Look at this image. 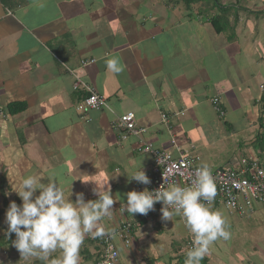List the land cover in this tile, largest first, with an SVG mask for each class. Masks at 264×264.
Here are the masks:
<instances>
[{
    "label": "crops",
    "instance_id": "obj_1",
    "mask_svg": "<svg viewBox=\"0 0 264 264\" xmlns=\"http://www.w3.org/2000/svg\"><path fill=\"white\" fill-rule=\"evenodd\" d=\"M109 59L123 71H108ZM82 60L96 62L83 68ZM75 72L107 109L78 111L89 94L74 90ZM212 97L221 99L225 118L214 112ZM12 105L25 109L11 114ZM129 112L146 132L122 141L115 123ZM161 113L173 116L172 134ZM172 137L178 147L199 146L214 169H235L244 157L264 165V0H0V208L22 204L13 190L29 175L39 182L35 195L54 180L72 202L77 193L85 202L98 199L93 188L105 184L113 211L100 221L103 237L84 236L79 264H96L103 240L133 219L138 227L131 245H120L118 264H185L162 212L144 220L123 206L127 192L149 189L128 178L142 168L150 178L146 144L175 154ZM224 142L234 146L225 157ZM228 213L226 228L236 234L242 227L241 247L225 250L218 239L201 264H264V220L255 218L264 217V204L252 217ZM238 252L243 259L233 261ZM7 255L8 264L54 260L23 259L13 246Z\"/></svg>",
    "mask_w": 264,
    "mask_h": 264
},
{
    "label": "clouds",
    "instance_id": "obj_2",
    "mask_svg": "<svg viewBox=\"0 0 264 264\" xmlns=\"http://www.w3.org/2000/svg\"><path fill=\"white\" fill-rule=\"evenodd\" d=\"M106 68L113 74L123 71L117 59L107 60ZM128 178L129 182L151 183L143 168L132 172ZM38 184L37 178L29 175L22 179L18 189L13 190L22 204L10 202L5 213V235L15 234L12 245L23 259L46 260L59 249L60 255L52 264H79L84 236L105 235L100 221L111 215L115 203L110 187L104 190V184L93 188V193L98 196L96 200L85 202L84 194L77 193L72 202L65 201L62 188L54 180L41 186L39 195H35ZM215 196L216 186L210 167L203 163L195 170L190 186L165 188L161 185L152 191H129L123 206L132 216L147 215L157 202H161L162 220L172 221L175 216H180L192 236V247L187 252L185 264H201L213 242L230 238L222 213L210 207Z\"/></svg>",
    "mask_w": 264,
    "mask_h": 264
},
{
    "label": "built area",
    "instance_id": "obj_3",
    "mask_svg": "<svg viewBox=\"0 0 264 264\" xmlns=\"http://www.w3.org/2000/svg\"><path fill=\"white\" fill-rule=\"evenodd\" d=\"M95 62V60H82L81 66L85 68ZM74 75V90L89 94L88 97L79 102L78 111L87 114L91 111L107 109V101L96 94L93 86L83 81L76 72ZM210 102L214 112L221 118H225L226 112L222 108L221 99L212 97ZM172 122L173 116L168 113H161V124L170 134H172ZM115 124L116 128L120 130L122 141L134 136L141 137L146 132V129L140 125L137 115L133 112L122 115ZM171 144L176 148L175 154L155 148L150 143L145 146V151L148 149L147 152L151 156L149 191L158 189L161 185L165 188L171 185L190 186L195 170L204 163V157L196 147H178L176 139L173 137ZM210 170L216 186V196L210 207L217 209L222 206L230 213L244 215L253 212L256 207L264 204V165L258 159L244 157L235 169L210 167ZM162 207V203L157 202L153 211H149L147 215H139L141 219L150 220L153 216L161 213ZM137 227L138 222L134 219L118 223L116 228L103 240L104 249L96 264H118L120 245H131L132 234ZM189 247H192V243H189Z\"/></svg>",
    "mask_w": 264,
    "mask_h": 264
},
{
    "label": "rangeland",
    "instance_id": "obj_4",
    "mask_svg": "<svg viewBox=\"0 0 264 264\" xmlns=\"http://www.w3.org/2000/svg\"><path fill=\"white\" fill-rule=\"evenodd\" d=\"M194 14H196V13H194ZM194 17L196 18L197 15H194ZM197 136H199V141L201 142V136L198 133H196L193 137H197ZM196 141H198V140H196ZM194 145H189L188 147H193ZM223 146H224V151H225L224 155H223L224 157H225V155H230V154L233 153L232 149L234 148V146H232L230 143L228 144V142H224ZM194 147H197V146L195 145ZM197 148L199 149V146ZM5 187L6 186L1 187V188L5 189ZM0 192H3V190H1ZM1 208H0V210H1ZM217 210L220 213H222L223 217L225 218V221H227L230 218V214L224 208H222V206H219L216 209V211ZM256 211H255V213H256ZM250 215H251L250 213L245 215V218L246 217H252ZM255 218L257 219V224H259L260 222H262L264 220V217H255ZM168 222H170V225L166 227V231H167V234H168V237H169L168 238L169 242L171 243V241H172V243H175L176 246H182L183 245V254L186 255L187 252L189 251V249L186 248V245H187V247H189L188 244H187L188 243L187 240H192L191 234L185 228L184 222L182 221V219L179 216H175L172 221H168ZM255 222H256L255 219H252V224H255ZM166 224H164V225H166ZM4 225H5V217H3L2 221H1L0 230H2V231L0 232V235L4 234V231H6V227ZM164 225H163V227H164ZM152 227H153V225H152ZM239 229H242V227H239ZM239 229H237L236 232L240 235ZM226 230L230 232V238L228 240H224L223 239V241H221L219 244L225 250L228 249V246L230 247V245H232L231 250L233 252H235L236 250H235L234 245L238 246L239 248L241 247V245L239 246V244H238L239 243V236H238L237 233L236 234L233 233L231 226L229 228L227 227ZM213 247L215 248V246H213ZM145 248L148 249L149 246H147ZM129 249H130V251L133 250L132 247L129 248ZM143 251H144L143 252L144 255L146 257H148L150 260H154V259H158L159 258V257H156L157 253L155 251H153L152 253H150V250L148 252L146 249H143ZM6 252L7 251H5V250L3 251V249L0 248V264H8L7 263V261H8L7 260V256L8 255H7ZM163 252L165 253V251L163 250V251L160 252V254L162 255ZM242 253H240V252L236 253V255L233 258V261L236 260V261L240 262L243 259V254L244 253L243 254ZM59 255H60V250L57 249L55 252L50 254L49 258H54V260H56L59 257ZM29 264H32V263H29ZM47 264H50V263H47Z\"/></svg>",
    "mask_w": 264,
    "mask_h": 264
},
{
    "label": "trees",
    "instance_id": "obj_5",
    "mask_svg": "<svg viewBox=\"0 0 264 264\" xmlns=\"http://www.w3.org/2000/svg\"><path fill=\"white\" fill-rule=\"evenodd\" d=\"M191 1V0H190ZM212 25L216 28V30L218 31V32H220L221 30H220V28H219V23H217V22H215V20H212ZM17 108H19L18 110H15V109H17ZM24 107L23 106H21V107H19V106H17V105H15V106H10V113L11 114H13V113H17V112H19V111H24ZM262 140H263V137H262ZM5 185H3L2 187H4ZM3 193V195H5V192L3 191L2 192ZM9 206H8V204L7 203H4L3 204V207L1 208V210H0V227H1V221H2V218L4 217V215H5V213H6V210H7V208H8ZM15 239V234H12L11 235V237H9V236H6L5 235V233L4 234H2V235H0V248L1 249H3V251L5 250V251H7V254H8V251H9V248L11 247V246H13L12 245V240H14ZM11 245V246H10ZM10 246V247H9ZM14 247V246H13ZM15 248V247H14Z\"/></svg>",
    "mask_w": 264,
    "mask_h": 264
}]
</instances>
